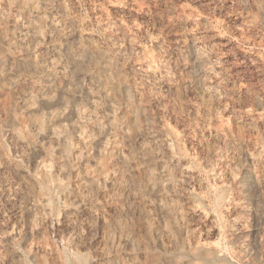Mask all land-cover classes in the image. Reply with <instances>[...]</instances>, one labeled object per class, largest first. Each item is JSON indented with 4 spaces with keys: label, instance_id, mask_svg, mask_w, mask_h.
I'll return each mask as SVG.
<instances>
[{
    "label": "rangeland",
    "instance_id": "obj_1",
    "mask_svg": "<svg viewBox=\"0 0 264 264\" xmlns=\"http://www.w3.org/2000/svg\"><path fill=\"white\" fill-rule=\"evenodd\" d=\"M184 263L264 264V0H0V264Z\"/></svg>",
    "mask_w": 264,
    "mask_h": 264
},
{
    "label": "bare ground",
    "instance_id": "obj_2",
    "mask_svg": "<svg viewBox=\"0 0 264 264\" xmlns=\"http://www.w3.org/2000/svg\"><path fill=\"white\" fill-rule=\"evenodd\" d=\"M41 101H42L43 103L49 105V106H53V105L56 104V100L49 99V98H45V97H42V98H41ZM63 115H64V113H61V114L57 115V117H61V116H63ZM76 115H77V114H76ZM103 132H104V131H103ZM47 134H48L50 137H52L53 140H55V141H57V142L60 140L59 137L57 136L56 132L53 131V130L50 129V128L48 129ZM96 144H97V146L99 147V145L101 144V139H100V138L96 141ZM162 209H164L163 206H160V210H162ZM200 248H201V247H200ZM206 251H207V250H206ZM211 251H212V250H211ZM208 253H209V252H208ZM195 254H197V255H204V253H202V252L200 251L199 248H197V249L195 250ZM209 255H210V254H209ZM213 255H214V254H213ZM184 264H188V263H184Z\"/></svg>",
    "mask_w": 264,
    "mask_h": 264
}]
</instances>
